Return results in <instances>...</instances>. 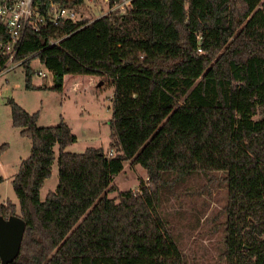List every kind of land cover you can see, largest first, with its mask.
Instances as JSON below:
<instances>
[{"label":"trees","instance_id":"1","mask_svg":"<svg viewBox=\"0 0 264 264\" xmlns=\"http://www.w3.org/2000/svg\"><path fill=\"white\" fill-rule=\"evenodd\" d=\"M81 24L27 28L15 61L27 89L47 88L32 83L34 59L58 92L66 74L110 80L116 153L66 151L77 137L62 117L38 126V113L10 101L12 125L31 147L12 179L25 228L8 264H184L158 208L194 175L213 182L217 172L227 190L221 258L264 264V0H132ZM55 160L57 185L41 200ZM124 161L141 165L148 184L109 198ZM16 211L0 203L2 217Z\"/></svg>","mask_w":264,"mask_h":264},{"label":"rangeland","instance_id":"2","mask_svg":"<svg viewBox=\"0 0 264 264\" xmlns=\"http://www.w3.org/2000/svg\"><path fill=\"white\" fill-rule=\"evenodd\" d=\"M99 7V6H98ZM103 10L105 5L101 4ZM98 14L95 6H91ZM32 83L45 84L47 88L27 89L23 66L0 74V146L7 142L9 148L0 154V203L10 201L17 207L12 179L21 158L29 155L31 141L20 134V128L11 122L10 101L16 102L26 111L38 113L39 126L57 124L62 117L70 126L77 140L66 151L80 153L89 146L101 147L108 154L116 153L110 147V124L114 86L110 80L99 75L66 74L62 92L49 88L53 84L52 73L37 60L31 61ZM38 70L44 76L37 74ZM102 81V82H101ZM101 82V84H100ZM213 182L201 174L188 182L190 189L179 188V196L158 208L161 215L170 220V228L183 254L184 264H225L221 258L223 229L227 202V190L221 172ZM148 184L146 170L139 164L123 162V169L114 175L112 184L116 190L107 192L109 198H117L118 192L136 191L140 181ZM58 182V167L55 160L51 175L40 189V199L54 190Z\"/></svg>","mask_w":264,"mask_h":264},{"label":"built area","instance_id":"3","mask_svg":"<svg viewBox=\"0 0 264 264\" xmlns=\"http://www.w3.org/2000/svg\"><path fill=\"white\" fill-rule=\"evenodd\" d=\"M131 1L120 0L110 5L109 0H0V21L8 31V38L0 42V59H5L0 74L20 65L21 61H15V55L27 28L37 30L44 20L54 24L61 21L82 22L83 27L111 12H124ZM91 6H95L98 14H94ZM55 42L50 41V44ZM37 74L44 76L42 70H38Z\"/></svg>","mask_w":264,"mask_h":264},{"label":"water","instance_id":"4","mask_svg":"<svg viewBox=\"0 0 264 264\" xmlns=\"http://www.w3.org/2000/svg\"><path fill=\"white\" fill-rule=\"evenodd\" d=\"M24 228L25 223L18 215L9 218L0 215V258L2 264H8L17 254Z\"/></svg>","mask_w":264,"mask_h":264},{"label":"crops","instance_id":"5","mask_svg":"<svg viewBox=\"0 0 264 264\" xmlns=\"http://www.w3.org/2000/svg\"><path fill=\"white\" fill-rule=\"evenodd\" d=\"M23 109H24V108H23ZM29 113H30V112H29ZM58 122H59V121H58ZM54 125H55V124H54ZM38 126H39V125H38ZM3 146H4L5 148H9V144H8L7 142H4V143H3ZM69 146H70V145H69ZM69 146H67L66 149H68ZM30 147H31V146H30ZM29 153H30V151H29ZM22 159H23V158H21V160H22ZM44 182H45V181H44ZM43 184H44V183H43ZM40 189H41V188H40Z\"/></svg>","mask_w":264,"mask_h":264}]
</instances>
